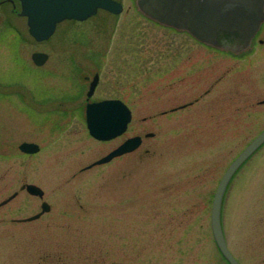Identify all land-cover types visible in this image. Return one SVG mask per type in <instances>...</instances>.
I'll use <instances>...</instances> for the list:
<instances>
[{"label": "rangeland", "instance_id": "374dc122", "mask_svg": "<svg viewBox=\"0 0 264 264\" xmlns=\"http://www.w3.org/2000/svg\"><path fill=\"white\" fill-rule=\"evenodd\" d=\"M119 1V14L99 10L61 22L37 42L18 2L0 0V201L18 192L0 206V264H227L211 233V194L225 166L264 128V47L241 55L201 47L147 19L134 0ZM176 50L178 66L167 56ZM191 50L196 76L211 72L194 89L182 63ZM35 51L48 54L43 65L32 62ZM94 72L100 81L92 99L120 98L132 109L119 138L99 141L88 133L84 101ZM219 76L212 96L243 92L240 131L229 121L224 138L199 134L202 115L213 110L211 95L156 116L175 105L164 98L192 100ZM135 134L142 137L137 149L85 168ZM23 141L37 143L38 152L20 151ZM26 183L43 197L21 190ZM42 201L48 212L16 221L39 212ZM221 223L239 264H264V144L229 182Z\"/></svg>", "mask_w": 264, "mask_h": 264}, {"label": "water", "instance_id": "95a60500", "mask_svg": "<svg viewBox=\"0 0 264 264\" xmlns=\"http://www.w3.org/2000/svg\"><path fill=\"white\" fill-rule=\"evenodd\" d=\"M137 9L151 20L178 31H186L198 41L212 47L233 52L246 49L252 37L264 21V0H134ZM19 15L26 18L28 33L36 41H43L53 35L58 23L64 20H85L98 9L118 14L122 5L117 0H19ZM32 60L37 65L44 63L47 54L34 52ZM96 77L91 82L88 95L91 94ZM86 125L89 134L98 140H109L121 134L130 120L127 107L120 100H103L88 103L85 109ZM147 133L145 136H151ZM141 143L140 136L124 141L91 165L108 162L113 157L134 150ZM264 143V129L254 136L230 162L222 174L211 201L210 228L214 242L228 264H239L228 250L222 223L221 208L223 196L233 174ZM19 149L33 153L38 145L23 142ZM89 165V166H91ZM21 189L32 195L42 196L43 190L35 184H23ZM17 192L0 202L5 204ZM42 202L40 212L25 219L38 218L49 210Z\"/></svg>", "mask_w": 264, "mask_h": 264}, {"label": "flooded vegetation", "instance_id": "af4514ba", "mask_svg": "<svg viewBox=\"0 0 264 264\" xmlns=\"http://www.w3.org/2000/svg\"><path fill=\"white\" fill-rule=\"evenodd\" d=\"M189 37H191V39H193L199 46L201 47H205V48H212L211 45L209 44H206V43H203L201 41H198L196 38H194L192 35L190 34H187ZM259 46V47H264V21L261 23V25L259 26L258 30L256 31V33L254 34V36L252 37L251 41H250V44L247 48L249 47H256V46ZM246 48V49H247ZM244 49V50H246ZM223 52H227V53H231V54H242L244 50H239V51H236V52H233L231 50H224L222 49ZM170 59L171 58H174V60H172L173 62H175V66H178L179 64V56H178V53H177V50L176 51H171L168 55H167ZM167 59V58H166ZM48 60V59H47ZM46 60V61H47ZM187 61L188 64H189V68H191V74H189V85L190 86H193V89L194 87H196V83H205L206 80L209 78V76L211 75V72H210V68L207 67V69L203 70V72L199 75L196 76V69H195V64H196V59H195V51L194 50H191L188 55H187V58L182 60V63H184V61ZM168 61V60H167ZM167 67V66H166ZM166 72V71H165ZM190 72V71H189ZM96 77V82H95V86L91 92L90 95H88V91H89V87L91 85V82L93 81V79ZM99 74L98 72H94L93 76L91 77V79L88 81V84H87V89H86V92H85V101H84V109H85V105L89 102H97V101H100V100H103V99H120V98H97V99H92L95 91H96V88L98 87V84H99V81H100V78H99ZM198 77V79H197ZM221 76L217 77L216 79H214L212 82H209L207 83V86L205 87V89L202 91V93H199L198 95L194 96L192 100H189V101H186L184 103H180V104H176L178 102V100L180 99L181 95H179V93H177L176 95H171V97H167V98H164L163 100V103H168V104H172V103H175V105H172V106H169L167 108H163L161 109L156 116L158 117H166V116H172L176 111L178 110H181L183 108H187V107H190V106H193L195 103L201 101L204 97L206 98V96H210V99L209 101H213L214 102V106H213V110H209L208 114H204L202 115L203 117L202 118H205L206 119V125L204 127V129H199L197 130L199 132V134L203 135V136H206V137H214V138H224L226 137V135L228 134V129H227V123L226 122H229L231 121L233 123V121L235 122V127L237 128V125H238V129L240 131L241 129V126H240V123H241V118H242V106H243V92L241 91V89H238L235 91V94L234 95H230L228 96V92L227 93H217L215 95L212 96V91L215 89V86L217 84H219V81L221 80ZM86 79H88L86 77ZM198 82H197V81ZM240 84H238L239 88H240ZM168 85V84H167ZM170 85V84H169ZM189 88V87H188ZM127 107L128 109L130 110L131 112V119H132V109L130 108L129 104L126 103L124 100L120 99ZM236 104L235 108H230L228 107V105L230 104ZM259 103H262L264 104V99L259 101ZM231 106V105H230ZM195 113H197V116L199 115L200 111L198 110H195ZM201 114V113H200ZM153 116V115H151ZM151 116H148V117H143L142 119L143 120H147L148 118H151ZM196 116V117H197ZM201 117V116H200ZM131 119L130 121L128 122L127 124V127L126 129L124 130V132L122 134H120L119 136L115 137L114 139L116 138H119L121 135H123L127 130H128V127H129V124L131 122ZM200 119V118H199ZM212 119V120H211ZM196 129L192 126V129H191V135L190 136H193L194 133H195ZM237 131V130H236ZM232 134H233V131H230ZM152 133V132H151ZM259 133V132H258ZM257 133V134H258ZM256 134V135H257ZM153 136V134L151 135ZM237 136V135H236ZM240 136V135H239ZM131 136H126L124 137L120 142H118L116 145H114L112 147L115 148L117 147L119 144H121L125 139L129 138ZM253 138V137H252ZM251 140V139H250ZM249 140V141H250ZM264 144V143H263ZM262 144V145H263ZM261 145V146H262ZM260 146V147H261ZM259 147V148H260ZM258 148V149H259ZM243 149V148H242ZM257 149V150H258ZM256 150V151H257ZM148 150L145 149V152H147ZM255 151V152H256ZM254 152V153H255ZM131 153V152H129ZM129 153H125L123 155H120L118 157H121V156H124V155H127ZM237 155V154H236ZM235 155V156H236ZM235 156L230 160V162L235 158ZM114 159V158H113ZM229 162V163H230ZM228 163V164H229ZM228 164L225 166L223 172L225 171V169L227 168ZM89 166V165H87ZM85 167V168H90V167ZM92 167V166H91ZM240 169V168H239ZM238 169V170H239ZM238 170H236V172L233 174V176L231 177V179L234 177V175L238 172ZM222 172V174H223ZM221 174V176H222ZM220 176V178H221ZM219 178V180H220ZM230 179V181H231ZM218 180V182H219ZM218 184V183H217ZM217 186V185H216ZM216 188V187H215ZM215 191V189H214ZM214 194V192H213ZM213 194H211V197H213ZM224 197V196H223ZM212 201V199H211Z\"/></svg>", "mask_w": 264, "mask_h": 264}]
</instances>
